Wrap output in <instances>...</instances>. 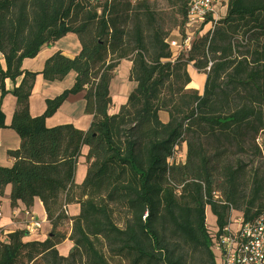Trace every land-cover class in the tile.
Here are the masks:
<instances>
[{"label":"trees","instance_id":"obj_1","mask_svg":"<svg viewBox=\"0 0 264 264\" xmlns=\"http://www.w3.org/2000/svg\"><path fill=\"white\" fill-rule=\"evenodd\" d=\"M172 1L180 7L183 35L188 9L181 0ZM144 20L150 31L144 30ZM68 34L80 40L78 56L58 52L41 73L22 69L25 59ZM168 36L158 29L150 1L0 0L2 94H8L7 80L22 78L11 93L17 108L10 127L21 146L9 152L13 165L0 167V195L11 185L12 208L21 202L28 211L39 199L52 226L42 242H25L26 230L9 234L0 242V264H112L107 256L116 264H217L207 208L220 231L231 224L234 211L245 223L264 212L257 172L250 195L244 191L242 164L224 168L217 185L219 153L210 156L202 144L185 139L188 133L205 134L221 145L244 147L250 135L264 130V0H230L226 16L209 17L191 51L174 62ZM123 60L132 62L130 80L138 86L118 114L110 115V86ZM191 65L207 75L202 94L187 89ZM71 72L74 86L47 100L42 116L32 117L37 76L60 82ZM84 92L86 113L93 117L88 131L46 126L70 96ZM239 96L249 105L233 108ZM161 112L168 114L167 123ZM6 128L0 106V129ZM185 144L186 163L170 164ZM84 147L88 170L77 185ZM73 204L81 212L71 218L65 209ZM67 239L74 247L63 257L58 246Z\"/></svg>","mask_w":264,"mask_h":264},{"label":"crops","instance_id":"obj_2","mask_svg":"<svg viewBox=\"0 0 264 264\" xmlns=\"http://www.w3.org/2000/svg\"><path fill=\"white\" fill-rule=\"evenodd\" d=\"M223 18L227 14V10L220 11ZM82 51V45L79 38L75 34H68L55 44L44 46L38 56L34 59H25L22 64L24 71L32 73H41L49 58L54 54L61 52L65 57L73 59L78 56ZM132 62L123 60L115 72V77L111 82L110 92L113 99V106L109 114H118L120 108L128 101L131 93L137 88V83L130 80ZM197 71L193 65L189 66L188 72L191 77V84L187 87L189 90H196L201 94L204 91V86L207 80L205 73V81L203 87L195 83L192 78L190 69ZM76 80V74L71 72L63 81L60 82H47L42 75H38L34 89L30 98V114L32 117L42 116L47 109V100L54 99L64 93L66 90L71 89ZM22 78L17 79L15 82L12 80L6 81V89L8 94L3 95L0 91V106L5 115L6 129H0V167H11L14 160L9 156L10 151L18 150L21 146V139L19 135L11 129L13 117L17 108V99L11 94L15 87H18ZM160 118L162 122L167 123L169 117L167 113L161 112ZM93 117L86 113V100L85 92L78 95H73L63 104L57 113L51 118L47 119L46 126L53 128L62 125H73L76 129L81 131H88L91 127ZM89 148L84 147L82 157L79 159V164L76 171L75 183L81 185L87 174L88 166L86 156L88 155ZM11 193L12 186L8 185L5 188L4 195H0V228L7 235L17 231L26 230L28 236L25 242L30 241H45L51 234L52 226L47 220V215L42 202L39 199L35 200L34 206L30 209L35 219L41 222V229L38 231L30 232L27 229L30 217L28 216V209L21 202H18L16 208L11 206ZM68 216L77 217L81 212L79 204H73L68 207ZM208 213V212H207ZM216 220V218H215ZM69 227V235L71 232V222L66 225ZM73 243L67 239L58 246L59 254L63 257H68L73 249Z\"/></svg>","mask_w":264,"mask_h":264},{"label":"built area","instance_id":"obj_3","mask_svg":"<svg viewBox=\"0 0 264 264\" xmlns=\"http://www.w3.org/2000/svg\"><path fill=\"white\" fill-rule=\"evenodd\" d=\"M149 0H132L133 4L146 2ZM188 9L184 34L169 38V45L174 62L181 54H186L192 49L193 41L202 31L206 20L211 17L214 21H219L224 15L220 12L228 10L230 0H181ZM213 63L210 62L206 72H210ZM256 144L264 155V130L256 139ZM184 153L176 149L175 155L169 160L170 164H179L183 160ZM68 211V208L65 209ZM68 213V212H67ZM30 221L27 229L30 232L41 229V222L28 211ZM1 217V213H0ZM7 234L0 228V242L4 243ZM212 251L214 252L217 264H264V212L255 220L244 222L243 216L236 219L233 223L220 231L218 228L213 230Z\"/></svg>","mask_w":264,"mask_h":264},{"label":"rangeland","instance_id":"obj_4","mask_svg":"<svg viewBox=\"0 0 264 264\" xmlns=\"http://www.w3.org/2000/svg\"><path fill=\"white\" fill-rule=\"evenodd\" d=\"M149 1H150V6L152 7V11L154 12L155 15L156 25L158 29H161V31L169 33L168 36L169 38H173L179 35L180 25H181L180 23L182 22V17L179 13L180 7L175 4L176 2L172 0H149ZM144 23H143L144 30L150 31L149 27L146 25L145 20ZM127 27L130 30H133L134 29L133 22L131 21L128 22ZM190 72L192 74V78L195 81V83L203 87L206 75L203 73H198L192 68L190 69ZM245 101H247L246 97L241 98V96H239V98L233 100V108L242 107L243 104H246ZM253 107L259 110L258 104H253ZM185 139L187 140V142L194 141L196 145H198L199 143L202 144L207 149L210 156L214 155L216 152L219 153V156H216L215 158L218 167L217 174L215 175V179L217 180V185H221L222 183V175L224 168L226 167L235 168L242 164L243 167L241 169V172L244 175L245 194L250 195L253 188V180L256 172L259 174V179L262 185L264 186V155L261 153L260 149L256 144L257 136L250 135L244 147H240L242 146L241 143L237 144V143L223 142V144L221 145V143H217L215 138H211L210 136H207L205 134L202 135L200 138H197V136H195L194 134L188 133L186 134ZM255 145L259 149L260 153L256 151ZM187 149L188 147L186 144L180 147V152L183 151L185 158L183 160H180L179 164L186 163ZM215 194H216L215 197L219 199L220 193L216 192ZM206 214H207L206 225L208 231L212 232L213 230L217 229L216 220L209 208H207ZM242 216L243 215L241 212L238 211L232 212L231 222L233 223L236 219ZM107 257L112 264H116L115 260H113L110 256Z\"/></svg>","mask_w":264,"mask_h":264}]
</instances>
